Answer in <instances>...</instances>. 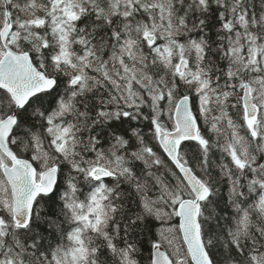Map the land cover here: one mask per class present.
<instances>
[{"label": "snow or ice", "instance_id": "1", "mask_svg": "<svg viewBox=\"0 0 264 264\" xmlns=\"http://www.w3.org/2000/svg\"><path fill=\"white\" fill-rule=\"evenodd\" d=\"M0 264H264V0H0Z\"/></svg>", "mask_w": 264, "mask_h": 264}]
</instances>
